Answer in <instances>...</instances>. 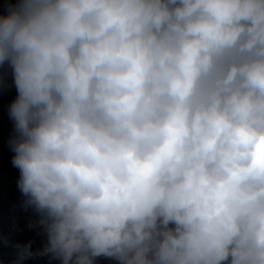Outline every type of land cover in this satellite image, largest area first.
I'll return each instance as SVG.
<instances>
[{
    "label": "clouds",
    "instance_id": "1",
    "mask_svg": "<svg viewBox=\"0 0 264 264\" xmlns=\"http://www.w3.org/2000/svg\"><path fill=\"white\" fill-rule=\"evenodd\" d=\"M5 65L16 264H264V0H15Z\"/></svg>",
    "mask_w": 264,
    "mask_h": 264
},
{
    "label": "water",
    "instance_id": "2",
    "mask_svg": "<svg viewBox=\"0 0 264 264\" xmlns=\"http://www.w3.org/2000/svg\"><path fill=\"white\" fill-rule=\"evenodd\" d=\"M10 2L15 0H0V14H6ZM16 96L11 69L7 65L0 67V264H16L18 244L31 242V250L36 252L46 242L38 225L30 227L39 217L32 208L25 210L26 197L17 186L19 169L12 164L15 153L10 150L9 140L15 133L14 122L9 118V106ZM23 264H59V261L43 256L25 260ZM97 264L115 262L99 258Z\"/></svg>",
    "mask_w": 264,
    "mask_h": 264
}]
</instances>
